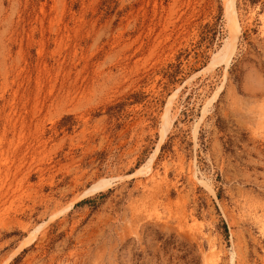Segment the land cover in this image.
<instances>
[{
    "label": "rangeland",
    "instance_id": "obj_1",
    "mask_svg": "<svg viewBox=\"0 0 264 264\" xmlns=\"http://www.w3.org/2000/svg\"><path fill=\"white\" fill-rule=\"evenodd\" d=\"M5 259L264 264V0H0Z\"/></svg>",
    "mask_w": 264,
    "mask_h": 264
},
{
    "label": "bare ground",
    "instance_id": "obj_2",
    "mask_svg": "<svg viewBox=\"0 0 264 264\" xmlns=\"http://www.w3.org/2000/svg\"><path fill=\"white\" fill-rule=\"evenodd\" d=\"M229 15H230V18H231V20H232V22H233V23H232L231 30H230V35H229V37H228V40H226V41L224 42V44H223V45H224L223 48L220 49V50H218V52L215 53V55H213L212 60H210V62H209V66H213V65H215V64L217 63V58H218V57H220V58H222V59H228V57H229V55H230V50H231V48H232V46H233V44H234V41H235V39H236L238 29L235 28L236 20H235V18H234V12H233L232 7H229ZM171 100H172V98L170 99V101H171ZM168 124H169V123H168L167 120H165V121L163 122L162 135L164 134V130L167 129V125H168ZM168 126H169V125H168ZM149 169H150V160H149L145 165H143L141 168H139V169L137 170L136 173L146 172V171H148ZM104 183H105V180H101V181H99L97 184H94L93 186H91V187L89 188V190H87L86 193L89 194V193H91L93 190H95V189H99V188L101 187V185L104 184ZM32 236H33V233H30L27 237H25V239H24V240L22 241V243L20 244L19 248H20L22 245L28 244V243L30 242ZM19 248H18V249H19ZM7 260H8V258H7ZM7 260L5 259V260L3 261L2 264H5Z\"/></svg>",
    "mask_w": 264,
    "mask_h": 264
}]
</instances>
